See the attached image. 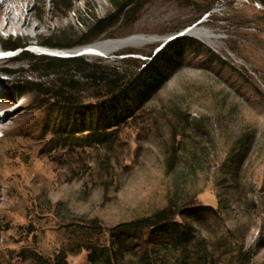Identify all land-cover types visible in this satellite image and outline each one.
<instances>
[{
    "label": "rangeland",
    "instance_id": "1",
    "mask_svg": "<svg viewBox=\"0 0 264 264\" xmlns=\"http://www.w3.org/2000/svg\"><path fill=\"white\" fill-rule=\"evenodd\" d=\"M129 4L127 17L86 45L99 50L81 56L86 63L123 68L127 59L149 62L148 53L174 39L189 41L162 88L129 105L128 119L102 144L70 133L61 101L51 99L71 96L87 121L99 90L78 77L60 88L66 69L48 76L60 69L37 63L53 56L35 50L48 49L44 40L64 30L68 41L56 44L78 42L91 16L110 13L109 4L78 0L67 12L53 0H29L37 33H0V49L14 38L31 47L28 57L15 52L1 66L10 75H0V87L11 97L0 115L7 112L1 119L11 129L0 132V264H91V253L94 264H138L162 240L127 241L110 261L105 248L125 238V224L169 200L203 216L185 225L174 218L191 234L188 251L161 249L153 264H264V7L258 0L122 3ZM134 66L128 74L139 71Z\"/></svg>",
    "mask_w": 264,
    "mask_h": 264
},
{
    "label": "trees",
    "instance_id": "2",
    "mask_svg": "<svg viewBox=\"0 0 264 264\" xmlns=\"http://www.w3.org/2000/svg\"><path fill=\"white\" fill-rule=\"evenodd\" d=\"M55 7L59 10L69 11L68 2H74L78 0H53ZM111 10L110 13L98 18L91 16L88 23L84 25L83 32L80 33V40L74 44H56L59 41H68L63 33H60L61 38L48 37L41 46L51 50L67 51L89 45L93 41L102 37L109 29H111L116 23H118L127 17L132 11V6H123L124 0H105ZM261 6L264 7V0H258ZM208 11V10H207ZM188 39L178 38L167 43L157 54L152 56L148 53L147 57L151 60L147 62L140 60H123L121 63L123 68L113 65H92L88 64L81 57L76 58H54V57H42L37 58V63L45 65L47 69L52 67H59V72H49L48 76H58L62 70L66 69V72L60 75L62 79L57 80V85L61 88V85L65 78L70 83V87L74 81L73 78L78 77L82 83L91 84L99 90L101 93L97 99H102L93 112H87L90 115L89 120L85 119V114L81 115L71 96L67 94H56L52 97L53 100H60L59 103L64 108L65 115V128L72 134L89 133L93 135L95 141L98 143H105V133L119 124L125 122L128 117L125 118V109L129 105H143L148 102L153 95H155L163 86L165 81V75L174 68L177 64L181 63L183 58L182 48L187 46ZM3 49L10 51H16L18 49L26 48V44L19 38L7 39L2 42ZM24 51V50H23ZM19 53L17 56L28 57L27 52ZM129 55H136L139 53L130 52ZM143 54V53H140ZM133 63L137 72L128 74V67H133ZM141 66H144L141 68ZM46 69V70H47ZM7 76L10 72L7 70H1ZM61 71V72H60ZM50 74H49V73ZM67 84V83H66ZM34 87L31 88V92L36 91L38 87L37 83H27ZM57 88V91L61 90ZM59 93V92H57ZM167 171L172 167V157H169L166 162ZM202 210L190 211L187 208L180 209L174 205L171 200L167 201L165 206L154 211L151 215L142 216L134 219L133 221L124 225L126 229L125 238L118 239L117 243H111L110 248L106 249L107 254L105 256L106 261H110L112 257L120 254L124 244L127 241H142L146 246L148 241L146 239L158 238L162 240V244L152 246L153 249L145 248V252L138 256V264H153L154 256L160 254L161 249H172V251H188L191 234L188 231H183L185 226L181 227L177 222H174V218H179L182 224H186L187 221L194 218L199 220L203 214ZM122 240V241H121ZM158 248V249H157ZM158 254H157V253ZM94 254V253H93ZM97 257H102L98 254ZM89 263L94 264L95 259L92 253L89 254ZM62 264L64 259H62Z\"/></svg>",
    "mask_w": 264,
    "mask_h": 264
},
{
    "label": "bare ground",
    "instance_id": "3",
    "mask_svg": "<svg viewBox=\"0 0 264 264\" xmlns=\"http://www.w3.org/2000/svg\"><path fill=\"white\" fill-rule=\"evenodd\" d=\"M38 28L39 26L34 24V17L30 9L29 0H0V33L3 32L8 35L12 32H24L26 34H32L37 33ZM98 51L99 50L97 49V47L90 46L84 49L85 53L82 56H97L99 53ZM35 52H37V54L46 56H61V54L67 53L66 51H57L50 49L48 50L41 48L40 50H35ZM72 54H76V51L72 52ZM3 57L5 56H3V53L0 52V70H2L1 66L5 62L10 61L9 58ZM7 57H10V55H8ZM6 90L1 89L0 87V113H3L4 109L7 106V102L11 97ZM6 114L7 112L2 115V117L0 115V132L2 133V135H4L6 132H9L11 129V127L6 126L4 123L5 121L1 119L7 118ZM13 126V128L17 127L15 122L13 123ZM2 185L3 182H0V188L2 187Z\"/></svg>",
    "mask_w": 264,
    "mask_h": 264
},
{
    "label": "water",
    "instance_id": "4",
    "mask_svg": "<svg viewBox=\"0 0 264 264\" xmlns=\"http://www.w3.org/2000/svg\"><path fill=\"white\" fill-rule=\"evenodd\" d=\"M169 43V42H168ZM87 47H89V46H84V47H80V48H76V50H74V51H76V54H71V55H69V54H66V56H64L65 58H76V57H81L85 52H84V49L85 48H87ZM78 50V51H77ZM60 51V50H59ZM58 57V56H57ZM57 57H55V58H57ZM131 57H135V58H137V56H134V55H131ZM65 58H60V59H65ZM137 59H141V58H137Z\"/></svg>",
    "mask_w": 264,
    "mask_h": 264
},
{
    "label": "clouds",
    "instance_id": "5",
    "mask_svg": "<svg viewBox=\"0 0 264 264\" xmlns=\"http://www.w3.org/2000/svg\"><path fill=\"white\" fill-rule=\"evenodd\" d=\"M166 44H167V43H165V45H166ZM165 45H164V46H165ZM18 50H23V49H18ZM8 51H10V50H8ZM13 52H14V51H13ZM62 55H66V54H62Z\"/></svg>",
    "mask_w": 264,
    "mask_h": 264
}]
</instances>
